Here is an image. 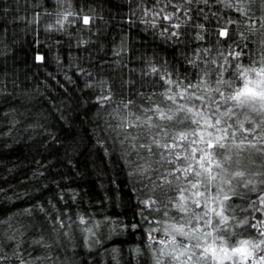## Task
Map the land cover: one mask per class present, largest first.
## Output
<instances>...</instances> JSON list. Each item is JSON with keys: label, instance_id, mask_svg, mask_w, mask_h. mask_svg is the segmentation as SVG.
<instances>
[{"label": "snow or ice", "instance_id": "snow-or-ice-1", "mask_svg": "<svg viewBox=\"0 0 264 264\" xmlns=\"http://www.w3.org/2000/svg\"><path fill=\"white\" fill-rule=\"evenodd\" d=\"M137 3L132 15L141 11L138 22L177 49L214 34L211 43L221 62L201 60L192 49L194 55L182 53L171 70L166 61L159 62L161 68L150 62L142 73L149 79L121 75L119 82L96 80L92 72L79 69L95 81H86L85 87L102 89L87 101L95 112L90 139L103 153L96 166L118 156L134 183L151 193L139 204L161 216L155 220L160 227L146 232L132 224L146 239L142 248L128 251L125 264H264V0ZM54 7L61 10L47 11L41 0H11L10 5L0 0V44L10 36L14 42L18 29L36 32L42 13L55 16L46 31L66 34L77 23L78 31L91 33L100 28L97 20H104L89 0L74 5L73 0H54ZM88 43L81 39L77 47L87 51ZM211 50L204 48L205 53ZM34 59L46 63L47 53ZM9 87L18 84L0 68V98L24 108L0 109V123L14 126L32 114L27 93L21 99ZM54 112L65 128L71 127L67 112ZM42 143L62 148L72 172L49 180L55 165H40L27 179L41 195L34 197L27 189L16 194L27 200L22 208H10V198L0 196V264H77V248L94 255L95 248L118 234L119 225L109 217L96 220L90 213L69 211L78 195L72 183L80 175L73 160L82 154L83 141L73 135L64 143L48 132ZM77 235L79 244L74 243ZM120 251L111 249L113 264H120ZM90 258L82 264H90Z\"/></svg>", "mask_w": 264, "mask_h": 264}, {"label": "trees", "instance_id": "trees-1", "mask_svg": "<svg viewBox=\"0 0 264 264\" xmlns=\"http://www.w3.org/2000/svg\"><path fill=\"white\" fill-rule=\"evenodd\" d=\"M75 3L76 0H73V5ZM146 3L151 4V0H146ZM41 4L53 13L61 10L54 7V0H41ZM89 4L98 15L104 17L103 21L97 20L99 30L91 33L78 31L80 25L77 23L70 30L71 34L49 32L45 30L46 25L52 23L55 16L42 13L39 24L35 26L36 32L31 28L18 29L14 42L10 36L5 43L0 44V68L7 78L14 79L18 84L16 89L9 87L8 91H15L21 99H25L24 94L27 93V104L32 114L14 126L0 123V133H4L0 135V187L4 188L0 196L10 198L8 206L14 210L26 206V199L16 198V194L25 189L32 192L34 197H39L41 193L33 191V182L27 178L42 164L50 167L55 165L48 174L49 180L69 175L72 168L64 163L66 158L63 149L53 144L45 148L42 142L47 139L48 132L55 133L64 143H68L74 135L76 140L83 141V151L73 160L80 175L72 183L78 195L76 206L69 211L72 214L90 213L96 220L109 217L119 225L118 234L109 236L105 244L95 248L94 255L77 248L81 253L77 264H82L83 259L89 256L90 264H113L111 249L114 247L121 250L120 264H125V260L130 258L128 251L142 248L146 239L144 232L132 229V224H141L146 232L153 227H160L155 220L161 216L159 212L150 214L139 204L141 199H147L151 193L134 183L125 163L118 156L106 165L96 166L95 162L102 158L103 153L90 139L93 133L89 129L94 127L91 121L95 119V112L89 111L92 105L87 101L102 89L85 87L86 81H95L79 69L92 72L96 80L111 77L119 82L121 75L129 80L149 79L142 76V73L149 70L150 62L161 68L159 62L166 61V66L171 70L170 66L176 63L182 53L187 52V55L193 56L192 49H195V55L201 60L216 59L219 63L221 57L211 43L214 34L207 36L204 41L189 40L186 49H177L163 37L154 35L150 27L138 22L141 11L132 15L138 8L137 0H89ZM133 20L137 22L131 23ZM81 39L89 41L87 51L77 47ZM121 41H124L123 45ZM122 48L125 49L123 52ZM204 48L212 50L205 53ZM221 51L227 54L225 49L221 48ZM116 52H121V55H114ZM44 53H47V62H36L34 57ZM204 66L209 69L213 67L210 63ZM177 67L183 71L180 64ZM194 72L195 69H192L188 73L190 78ZM53 76L55 80L51 79ZM60 84H64L63 89ZM11 107L24 111L19 103L5 102L0 98V109ZM54 108L67 112L70 128H65L63 121L57 120L59 113L54 112ZM85 112H88L87 116ZM44 116L48 117L46 121ZM140 213L147 219H143ZM79 242L80 237L77 235L74 243Z\"/></svg>", "mask_w": 264, "mask_h": 264}]
</instances>
